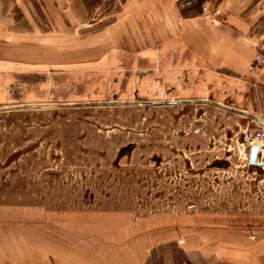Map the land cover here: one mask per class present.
<instances>
[{
    "label": "rangeland",
    "instance_id": "rangeland-1",
    "mask_svg": "<svg viewBox=\"0 0 264 264\" xmlns=\"http://www.w3.org/2000/svg\"><path fill=\"white\" fill-rule=\"evenodd\" d=\"M52 1L0 0V252L132 243L145 264H192L264 244L262 155L242 138L264 143L259 72L231 88L194 65L145 0H88L84 18Z\"/></svg>",
    "mask_w": 264,
    "mask_h": 264
},
{
    "label": "crops",
    "instance_id": "crops-1",
    "mask_svg": "<svg viewBox=\"0 0 264 264\" xmlns=\"http://www.w3.org/2000/svg\"><path fill=\"white\" fill-rule=\"evenodd\" d=\"M179 1L145 0L150 22H166L169 29L177 28L178 33L170 37L177 39L178 35L180 46L188 47L192 63L211 70L226 69L229 87H234V82L244 77L255 45L264 43V0H216L208 15L197 11L184 16L179 14ZM66 2L70 4L66 9L69 7L71 12L76 10L79 17H85L82 0ZM257 78L258 84L264 87V66ZM244 238L239 235L237 241L231 240L222 248L194 252V257L188 256V260L192 264H264V244H249ZM93 252L84 244L67 247L64 253L52 248L43 251L40 247H6L0 252V264H145L147 261V256H140L141 250L137 249V244L132 247V243L126 250L118 251V255L98 256Z\"/></svg>",
    "mask_w": 264,
    "mask_h": 264
},
{
    "label": "built area",
    "instance_id": "built-area-1",
    "mask_svg": "<svg viewBox=\"0 0 264 264\" xmlns=\"http://www.w3.org/2000/svg\"><path fill=\"white\" fill-rule=\"evenodd\" d=\"M264 65V43H258L257 47L252 55V58L250 60L249 66H248V72L254 76L257 75L261 67ZM262 137V131L256 130V131H249L245 129L242 132V138L244 141H251L258 143V139ZM260 151V150H259Z\"/></svg>",
    "mask_w": 264,
    "mask_h": 264
},
{
    "label": "water",
    "instance_id": "water-1",
    "mask_svg": "<svg viewBox=\"0 0 264 264\" xmlns=\"http://www.w3.org/2000/svg\"><path fill=\"white\" fill-rule=\"evenodd\" d=\"M196 3H199L196 2V1H192V0H183L180 5H179V8L182 9L183 7H185L186 5L190 4L188 7V9L194 7L196 5ZM258 150V147L256 145H250L249 146V156H248V161L250 163H254V156H255V153L257 152ZM260 164L261 166H264V154H262V157L260 159V162L258 163Z\"/></svg>",
    "mask_w": 264,
    "mask_h": 264
},
{
    "label": "bare ground",
    "instance_id": "bare-ground-1",
    "mask_svg": "<svg viewBox=\"0 0 264 264\" xmlns=\"http://www.w3.org/2000/svg\"><path fill=\"white\" fill-rule=\"evenodd\" d=\"M249 143H250V145H251V143H254L258 147V149L260 150L261 155L264 154V143H262V142L261 143H256V142H251V141ZM256 163H258V162L256 161Z\"/></svg>",
    "mask_w": 264,
    "mask_h": 264
},
{
    "label": "trees",
    "instance_id": "trees-1",
    "mask_svg": "<svg viewBox=\"0 0 264 264\" xmlns=\"http://www.w3.org/2000/svg\"><path fill=\"white\" fill-rule=\"evenodd\" d=\"M83 3L85 4V6H88V0H83Z\"/></svg>",
    "mask_w": 264,
    "mask_h": 264
}]
</instances>
